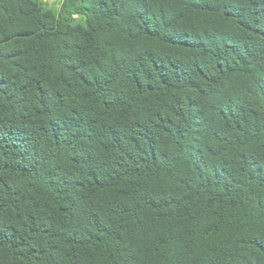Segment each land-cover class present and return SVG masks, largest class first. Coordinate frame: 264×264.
<instances>
[{
	"label": "trees",
	"instance_id": "16d2710c",
	"mask_svg": "<svg viewBox=\"0 0 264 264\" xmlns=\"http://www.w3.org/2000/svg\"><path fill=\"white\" fill-rule=\"evenodd\" d=\"M0 0V264H264V0Z\"/></svg>",
	"mask_w": 264,
	"mask_h": 264
},
{
	"label": "rangeland",
	"instance_id": "374dc122",
	"mask_svg": "<svg viewBox=\"0 0 264 264\" xmlns=\"http://www.w3.org/2000/svg\"><path fill=\"white\" fill-rule=\"evenodd\" d=\"M44 7H51L53 9H58L60 0H41Z\"/></svg>",
	"mask_w": 264,
	"mask_h": 264
}]
</instances>
